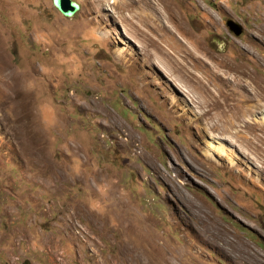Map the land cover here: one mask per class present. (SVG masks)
Returning <instances> with one entry per match:
<instances>
[{
	"label": "rangeland",
	"instance_id": "374dc122",
	"mask_svg": "<svg viewBox=\"0 0 264 264\" xmlns=\"http://www.w3.org/2000/svg\"><path fill=\"white\" fill-rule=\"evenodd\" d=\"M73 1L0 0V264H264V0Z\"/></svg>",
	"mask_w": 264,
	"mask_h": 264
},
{
	"label": "bare ground",
	"instance_id": "6f19581e",
	"mask_svg": "<svg viewBox=\"0 0 264 264\" xmlns=\"http://www.w3.org/2000/svg\"><path fill=\"white\" fill-rule=\"evenodd\" d=\"M240 73H241V75L244 76L245 72L241 71ZM241 81L242 80L239 76L237 87L234 90H231L230 93L226 94L228 96H231L235 102L229 106L227 104V101H229L227 96L224 98L223 101H220L217 96L213 95L212 93L205 92V96L203 95V101L198 99L199 100L198 104L202 108L204 106H211L212 110H215V112L210 113L211 117H213L212 121H211V118L207 116V114L209 112H206L205 110L202 111L200 118H202L205 121V123L208 125V127L210 129H212V131H220L219 133L226 135L229 140H231L233 138L234 142H239L241 145L243 143H245L249 147L254 146L255 145L254 140H257L258 142L261 143L260 144L261 146H264V142H262L261 136L256 137V136L252 135L253 128L256 124H258V125L261 124L262 126H264V116L260 117L259 119L253 118L254 123L249 121V119H248L249 114H251L253 112V108H254V106H253L254 104L252 105V103H251L253 101V97H252V99L248 97L249 96V95H247L248 90H247L246 86ZM256 99H254V100H256ZM238 104H241L244 106V111L242 109L238 110V106H237ZM247 104H248V106H247ZM261 106H262V104L259 102V105H257L256 108H258V107L262 108ZM256 122H258V123H256ZM206 124H205V126H206ZM262 133H263V130H262ZM239 139H241V140H239ZM217 149L219 152L221 151L220 147H218ZM221 152H223V151H221Z\"/></svg>",
	"mask_w": 264,
	"mask_h": 264
},
{
	"label": "water",
	"instance_id": "95a60500",
	"mask_svg": "<svg viewBox=\"0 0 264 264\" xmlns=\"http://www.w3.org/2000/svg\"><path fill=\"white\" fill-rule=\"evenodd\" d=\"M52 5L65 18H71L77 11H79V5L73 0H52ZM226 25L235 35L241 33L240 26L232 20H228Z\"/></svg>",
	"mask_w": 264,
	"mask_h": 264
}]
</instances>
